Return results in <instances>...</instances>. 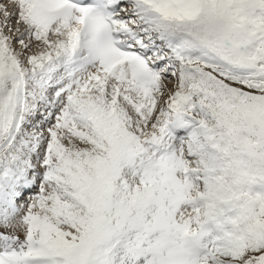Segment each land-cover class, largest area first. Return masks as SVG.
<instances>
[{
    "label": "snow or ice",
    "instance_id": "obj_1",
    "mask_svg": "<svg viewBox=\"0 0 264 264\" xmlns=\"http://www.w3.org/2000/svg\"><path fill=\"white\" fill-rule=\"evenodd\" d=\"M0 264H264V0H0Z\"/></svg>",
    "mask_w": 264,
    "mask_h": 264
}]
</instances>
